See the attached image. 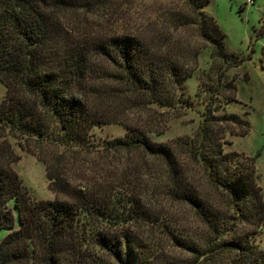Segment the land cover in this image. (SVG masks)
<instances>
[{
    "label": "rangeland",
    "instance_id": "1",
    "mask_svg": "<svg viewBox=\"0 0 264 264\" xmlns=\"http://www.w3.org/2000/svg\"><path fill=\"white\" fill-rule=\"evenodd\" d=\"M66 3L50 10L61 50L77 46L90 52L92 44L112 37H136L148 49L150 60L160 58L184 69L180 96L193 106L152 103L148 92L127 83L118 65L95 53L90 77L74 89L101 121L89 129L88 144L56 140L61 124L35 96L13 83L11 92L32 107L45 129L44 135L23 134L0 122V166L16 172L36 200H71L51 187L50 171L79 190L117 200V216L111 221L83 218L86 233L132 234L140 244L137 249L143 264H233L236 250L209 251L223 240L189 202L174 196V178L162 157L140 148H113L110 143L129 129H138L152 141L169 146L180 161L181 182L212 208L226 212V193L211 181L192 145L208 107L216 115L237 113L250 122V132L243 124H220L222 147L225 153L236 151L249 159L243 161L253 166L264 200V37L257 35L264 24V0H211L203 7L226 34L228 51L243 59L242 63L215 57L213 45L201 36L198 25L188 23L194 13L186 0ZM173 88L168 90L173 93ZM8 92V84L0 78V104ZM19 226L17 215L16 228ZM234 227L237 233L251 229L247 223ZM7 233L0 230V240ZM252 242L264 250V226ZM86 247L94 257L99 254L109 264H120L99 252L95 244Z\"/></svg>",
    "mask_w": 264,
    "mask_h": 264
},
{
    "label": "trees",
    "instance_id": "2",
    "mask_svg": "<svg viewBox=\"0 0 264 264\" xmlns=\"http://www.w3.org/2000/svg\"><path fill=\"white\" fill-rule=\"evenodd\" d=\"M186 1L194 13L188 23L198 25L201 36L213 45L215 57L227 63H242L243 59L228 51L226 34L215 17L203 9L211 0ZM59 3L67 4L66 0H52V5L50 0H0V78L9 87L7 98L0 104V122L23 134L44 135L45 125L36 119L32 107L11 92V85L17 83L61 124L56 140L87 145L89 129L101 121L74 89L90 77L91 56L95 53L118 65L127 83L135 90L148 92L152 103L193 106L191 100L180 96L186 78L184 69L160 58L150 60L148 49L136 37H112L92 44L90 52L77 46L61 50L50 11ZM257 35L264 37V24ZM171 87L173 93L168 90ZM203 116L199 136L192 146L211 181L226 193V212L212 208L181 182L180 161L169 146L152 141L138 129H129L124 137L110 144L113 148L144 149L167 162L174 178V196L189 202L213 234L223 240L209 251L234 249L238 253L233 264H262L264 250L252 242L264 226L262 188L253 166L243 161L248 158L236 151L224 152L219 129L220 124H243L248 133L250 122L237 113L216 115L211 107ZM48 177L51 187L71 200H36L16 172L0 166V230L8 231L0 240V264H109L99 254L94 257L91 248L86 247L90 242L120 264L144 263L137 249L140 244L132 234L97 230L86 233L83 218L111 221L117 216V200L111 202L102 194L79 190L56 172L50 171ZM238 223H247L251 229L237 233L234 226ZM231 231L230 239H224Z\"/></svg>",
    "mask_w": 264,
    "mask_h": 264
}]
</instances>
